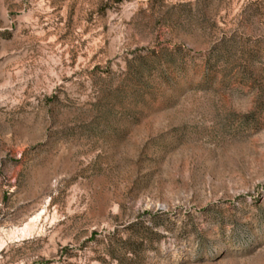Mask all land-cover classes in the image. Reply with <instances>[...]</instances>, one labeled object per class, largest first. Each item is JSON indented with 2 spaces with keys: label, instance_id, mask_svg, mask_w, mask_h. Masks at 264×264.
Masks as SVG:
<instances>
[{
  "label": "rangeland",
  "instance_id": "rangeland-1",
  "mask_svg": "<svg viewBox=\"0 0 264 264\" xmlns=\"http://www.w3.org/2000/svg\"><path fill=\"white\" fill-rule=\"evenodd\" d=\"M0 264H264V0H0Z\"/></svg>",
  "mask_w": 264,
  "mask_h": 264
}]
</instances>
